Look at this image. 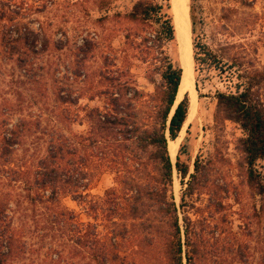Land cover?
<instances>
[{"label":"trees","instance_id":"obj_1","mask_svg":"<svg viewBox=\"0 0 264 264\" xmlns=\"http://www.w3.org/2000/svg\"><path fill=\"white\" fill-rule=\"evenodd\" d=\"M204 1L188 4L195 88L202 96L200 80L212 66L225 71L226 89L213 95V119L215 125L229 121L241 130L236 167L241 184L258 197L252 217L263 222L257 247L258 264H264V174L257 167L264 159V68L245 67L225 45L216 50L205 41ZM170 8V0H131L123 12H114L111 17L123 24L124 49L104 56L97 68L90 66L96 43L88 33L69 49L61 28L57 34L49 30L51 23L31 26L17 10L15 16L0 14V66L12 62L19 73L14 82L26 85L14 90V104L0 102V264L246 261L247 245L238 240L239 232H232L227 246L231 255L225 253L223 231L196 206L208 188L211 158L196 156L189 173V164L180 159L184 144L174 164L184 188L179 202L174 199L168 142L179 135L189 99L185 94L175 103L182 68L168 50L176 37ZM67 52L72 60L65 59ZM47 79L53 98L46 105L50 125L42 127L41 114H27L38 100L26 90L34 86L42 98ZM96 99L100 105L89 104ZM65 123L85 129L67 132ZM103 172L114 184L92 196L90 183ZM213 186L204 208L213 207L214 214L224 208L219 193L227 190ZM66 196L88 221L62 204Z\"/></svg>","mask_w":264,"mask_h":264},{"label":"rangeland","instance_id":"obj_2","mask_svg":"<svg viewBox=\"0 0 264 264\" xmlns=\"http://www.w3.org/2000/svg\"><path fill=\"white\" fill-rule=\"evenodd\" d=\"M130 2L131 0H86L85 3H82V0H0V14H4L5 17L15 16V10H17L19 12L18 17L29 22L31 26H35L39 21L44 22L46 25L51 23L49 30L56 31L57 34V29L61 28L66 32L69 39L67 44L69 49L73 45V40L77 39L81 33H88L96 43L93 57L90 59V66L97 68L103 64L104 56L118 55L124 49L123 30L121 29L123 24L111 15L114 12H123ZM106 4H109L107 9L100 11L97 9L98 5L105 6ZM203 6L205 11V18L203 19L205 41L213 44L216 50L217 47L219 49L222 45H225L230 53L234 54L245 67L264 68V0H205ZM222 8L225 11L222 19H220ZM170 12L173 19L171 8ZM98 16H105L106 19L97 21ZM190 42L192 54L191 26ZM168 50L181 66L182 56L177 36L168 45ZM66 55V60H72L69 52ZM36 60H39L38 62L41 64L46 63L44 58H37ZM192 68L194 77L193 60ZM18 74V70L12 62L0 66V102L2 104L5 99L14 104L16 101L14 90L16 91L20 87L25 88L26 85H22L18 81L17 83L14 82L15 78H18ZM224 75L225 71L220 70L219 65L217 68L212 66L205 73V79L200 80V94L202 96L199 97V92L196 90L195 111L179 134L175 157L181 144H184L180 159L189 164V173L193 171V160L196 156L204 159L211 158L208 188L199 197L196 206L204 209V215H210L208 218L211 225L216 224L218 229L220 228L223 231L220 239L223 240L221 242L225 248V253L229 251L227 246L231 247L232 232L238 231L240 234L238 240L246 242L247 245L246 261L243 264H258L259 250L257 246L263 230V222L252 217L253 207L258 206V197L241 184V177L238 176L236 167L238 153L235 150V142L241 136V130L236 124L229 121L215 125L213 119L215 106L213 95L216 90L226 89ZM11 80L13 81L11 82ZM46 82L47 84L44 86L47 89L45 96L43 95L42 98L39 92L34 89V86L26 90L38 100L37 105L33 106L27 114L31 116L41 114L42 127L50 125L48 121L49 108L47 106L50 104L49 98H53L50 81L47 79ZM139 84L145 90L150 88V85L144 82ZM185 94L187 93L183 92L178 100L180 101ZM82 102L85 101L82 100ZM89 104L100 105L101 102L96 99ZM68 110L67 113L74 111L73 107ZM24 113L26 112L24 111ZM10 119L12 121L15 119V113L11 114ZM65 125L67 132H79L85 129V125L81 124L65 123ZM175 161L173 159L174 164ZM257 167L264 174V159L257 162ZM187 179L188 176L184 180ZM113 184L111 174L107 172L95 173L88 191L92 196H99L103 194L104 189ZM216 184L223 186L227 191L219 193L222 196L224 208L213 214V207L209 210L205 209L204 205L208 195L211 194L212 186ZM234 186H237V188ZM183 188L180 176L174 169L172 192L177 203ZM61 202L67 208L75 211L81 221L86 222L89 220L81 206L77 205L69 196L63 197ZM12 209L15 211V206H12ZM189 212L193 219L197 218V214L193 210ZM13 215L15 219V212ZM224 216L225 220H221ZM246 232L248 235H245ZM220 244L219 246H221ZM229 255H231V251H229Z\"/></svg>","mask_w":264,"mask_h":264},{"label":"bare ground","instance_id":"obj_3","mask_svg":"<svg viewBox=\"0 0 264 264\" xmlns=\"http://www.w3.org/2000/svg\"><path fill=\"white\" fill-rule=\"evenodd\" d=\"M172 3V13H173V23L175 33L179 42V47L181 51L182 60L185 58V61L182 62V77L180 85L178 88L176 100L182 95L183 92L187 93L189 99L188 112L185 119V122L179 132H182V129L193 115L195 111L196 104V91L194 88V77H193V68H192V56H191V42H190V21L188 14V0H171ZM175 16V17H174ZM169 140L168 149L170 153L171 160L175 158L177 150V140Z\"/></svg>","mask_w":264,"mask_h":264},{"label":"water","instance_id":"obj_4","mask_svg":"<svg viewBox=\"0 0 264 264\" xmlns=\"http://www.w3.org/2000/svg\"><path fill=\"white\" fill-rule=\"evenodd\" d=\"M171 1V0H170ZM170 6H171V9H172V3L170 4ZM175 17V16H174ZM191 56H192V54H191ZM186 58V57H185ZM185 58H183L184 60H182V62L183 61H185ZM192 60H193V58H192ZM181 77H182V74H181ZM180 81H181V79H180ZM194 88H195V82H194ZM195 91H196V88H195ZM179 102V100H175V103H178ZM175 160H176V157L174 158ZM172 161V164H173V168H174V163H173V160H171ZM175 169V168H174ZM173 169V170H174Z\"/></svg>","mask_w":264,"mask_h":264}]
</instances>
